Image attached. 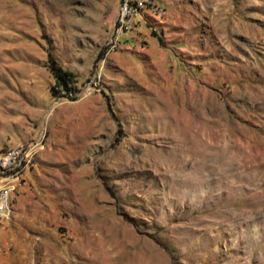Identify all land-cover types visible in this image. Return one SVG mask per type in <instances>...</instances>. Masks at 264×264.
I'll return each instance as SVG.
<instances>
[{"label":"rangeland","instance_id":"1","mask_svg":"<svg viewBox=\"0 0 264 264\" xmlns=\"http://www.w3.org/2000/svg\"><path fill=\"white\" fill-rule=\"evenodd\" d=\"M149 1L0 0V264H264V0Z\"/></svg>","mask_w":264,"mask_h":264},{"label":"bare ground","instance_id":"2","mask_svg":"<svg viewBox=\"0 0 264 264\" xmlns=\"http://www.w3.org/2000/svg\"><path fill=\"white\" fill-rule=\"evenodd\" d=\"M124 3H127V7H121L120 15H125V20L118 21L115 24L116 28L113 31L112 36H111V40H112L114 47H116L118 45V42L120 40L121 35L125 34L127 32V29L129 30L130 22L136 19V14H132V12H128V7H135L133 4V0H125ZM149 4H150V1H149ZM140 8H146V7H139L138 8L137 18H139V15L141 13L139 11ZM133 18H135V19H133ZM17 151H22V153L15 160V165L9 166V167L5 168L4 170L0 171V174L7 175L6 178L14 180V181L19 179V176L21 175L23 169L26 166H28V164L31 162L32 152H30V149L28 150V148H25L24 146H17V147L12 148V149H10V150H8L5 153L0 155V161L2 159H10V158H13L15 156ZM15 189H16L15 187L11 186L10 183H8L7 186H4L0 189V195H4L11 190L15 191ZM11 210L12 209L9 210V218H11V216H12Z\"/></svg>","mask_w":264,"mask_h":264},{"label":"built area","instance_id":"3","mask_svg":"<svg viewBox=\"0 0 264 264\" xmlns=\"http://www.w3.org/2000/svg\"><path fill=\"white\" fill-rule=\"evenodd\" d=\"M148 4H149V0L136 1V7H128V12H132V14H136V18H137L138 8L139 7H146ZM121 7H127V3H124L123 0H121L120 5L118 7L114 25L118 21L125 20V15H120V8ZM109 39H110V33L108 35L107 43L109 42ZM21 153H22V151H17L13 158L2 159L0 161V171L4 170L5 168H7L9 166L15 165V160L17 159L18 156H20ZM14 198H15V191L14 190H11L4 195H0V224L2 221L9 220V210L12 209V203H13Z\"/></svg>","mask_w":264,"mask_h":264},{"label":"trees","instance_id":"4","mask_svg":"<svg viewBox=\"0 0 264 264\" xmlns=\"http://www.w3.org/2000/svg\"><path fill=\"white\" fill-rule=\"evenodd\" d=\"M50 71L54 78V88L53 89L55 93H56L55 89H57L58 92H61V91L67 92L71 89V86L73 84L72 73L58 68L53 61L52 63H50Z\"/></svg>","mask_w":264,"mask_h":264},{"label":"crops","instance_id":"5","mask_svg":"<svg viewBox=\"0 0 264 264\" xmlns=\"http://www.w3.org/2000/svg\"><path fill=\"white\" fill-rule=\"evenodd\" d=\"M2 176H3V175H2ZM3 179H4V180H7V181L9 180V179L6 178V177H3ZM8 183H9V182H8ZM8 183H6L5 186H6Z\"/></svg>","mask_w":264,"mask_h":264}]
</instances>
